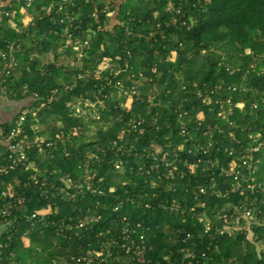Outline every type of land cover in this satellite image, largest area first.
<instances>
[{"label": "trees", "instance_id": "trees-1", "mask_svg": "<svg viewBox=\"0 0 264 264\" xmlns=\"http://www.w3.org/2000/svg\"><path fill=\"white\" fill-rule=\"evenodd\" d=\"M0 3L13 13L0 23V80L6 86L0 98H30L29 108L44 104L25 123L30 140L43 144L28 152L34 168L0 174V206L3 190L14 191L13 203L22 199L12 211L14 225L0 235V264H65L67 254L97 247L102 239L97 234L112 223L107 214L125 189L143 204L151 202L148 209L130 206L153 245L137 260L264 264V247L259 246L264 228L252 233L238 229L231 236L219 234L215 226L205 232L200 220L201 215L217 219L233 212L232 205L249 194L201 193L212 183L223 191L236 186L208 159L240 160L247 145L261 143L254 152L255 180L264 184V0ZM75 44H81L79 50ZM104 62L108 66L101 70ZM18 115L2 123L3 129L8 131ZM209 142L211 150L201 152L199 145ZM156 146L161 148L158 160L151 155ZM164 154L178 166L173 178L163 164ZM7 156L0 141V167ZM199 157L200 168L190 170ZM97 158L92 186L87 185L86 160ZM64 177L76 184L71 199L58 193ZM42 182L51 187V199L41 195ZM113 185L118 188L114 193L109 191ZM92 187L104 194L90 191ZM146 192L141 198L139 193ZM258 194L262 202L264 190ZM173 199L181 206H173ZM49 201L59 204L51 217L58 226L69 217L73 222L87 219L89 207L104 216L90 221L81 236L66 239L53 226L33 227L27 220V214ZM181 246H191L196 256Z\"/></svg>", "mask_w": 264, "mask_h": 264}, {"label": "built area", "instance_id": "built-area-1", "mask_svg": "<svg viewBox=\"0 0 264 264\" xmlns=\"http://www.w3.org/2000/svg\"><path fill=\"white\" fill-rule=\"evenodd\" d=\"M23 2L26 7H29L33 0H17ZM3 5V4H2ZM2 5L0 7H2ZM11 10H0V23L3 20V16L12 17ZM72 20V19H71ZM64 21V19H62ZM70 21V20H69ZM71 22V21H70ZM13 23V22H12ZM71 24V23H70ZM12 26H15L13 23ZM70 41V40H69ZM81 44H75L74 48L76 50L80 49ZM5 56V54L3 55ZM16 65V62L13 63ZM6 90V86L2 85L0 80V93H4ZM44 104L41 103L38 107H25L17 116L15 123L11 125L8 131L4 130L0 125V141L4 143L7 147L8 156L7 162L0 167V174L6 175L11 173L12 171L17 170L18 168H22L23 170H30L34 168L35 164L30 160L29 150L34 147L35 144L39 148H42L43 144L38 141H32L29 138V135L25 129V123L27 116L30 112H33L35 115L38 110ZM185 132V130H183ZM186 133V132H185ZM37 140V139H36ZM211 142L207 145H199V150L203 153H207L211 150ZM261 146L260 144L254 145L249 144L246 147V153L243 154V157L238 159H231L228 162L224 163L216 158H210L207 160V163L211 164L213 168L215 167V163L219 165L220 172L219 174L223 177H232L235 181V188L227 187L225 191L217 186L216 183H212L209 186H203L200 188L201 193L210 192L212 195H224L229 196L231 191L240 190L241 195H246L245 198L240 199L236 204H233L232 208L234 209L231 213H226L217 219H212L208 216H200V220L205 221V232H209L214 226L216 227V231L219 234H228L235 235L238 229H243L247 233H250L254 230V228H264V199L261 202L259 199V190H264V184L262 181H256V173L258 170V163L254 159V152L259 150ZM161 148L156 146V150L151 151V155L155 156L156 160H158L157 154H160ZM234 151L230 152V155H234ZM163 161L165 165L170 167L169 176L173 178L176 173V169L178 166H174L170 161L167 160L165 154L163 155ZM93 160V162L91 161ZM86 160L87 174L86 180L84 175V183L86 181L87 185H91V179L93 175L91 173L96 171V166L93 165L95 162L98 163L99 159L96 161L94 159ZM216 161V162H215ZM189 161L184 160V164ZM202 163V158L199 157L197 160L191 163L188 168L192 171H196L200 168ZM91 165V171L90 170ZM173 165V167H172ZM185 166V165H184ZM116 169L119 171L123 169L122 162L115 163ZM64 186L59 190V194L61 195L63 200L70 198L76 193L72 191L75 187V183L72 178L64 177L63 182ZM83 185H78V187H82ZM40 190L42 191L41 195H43L47 199H51V190L48 182H42L40 184ZM83 189V188H82ZM92 192H98L99 194H104V190L96 187L89 188ZM117 187L113 185L110 187V192H116ZM84 193L87 190H83ZM233 191V192H234ZM142 197L148 196V192L141 194ZM1 199L3 200L2 205L0 206V227H2L1 233L8 227L9 229L14 225V221L16 217L13 216V208L17 207L18 203L22 200L18 198L14 203L10 200L16 199V195L14 191L3 190ZM96 208L98 209V205ZM165 204V203H164ZM140 205H144L146 209L151 207L150 201H145L143 204L142 200H139L138 196L131 195L128 189H125L124 195H119V199L116 203L110 208L107 219L111 220L112 223L108 225L106 228L101 229L97 236L101 237L100 245L95 248L86 250L85 253H79L78 255L67 254L64 258L65 264H150L148 262L143 263L140 260L136 259V255L140 256L143 251L150 250L153 248L152 243L147 241L146 231L141 222L136 221L135 218H132L131 208H136ZM130 206H132L130 208ZM173 206L180 207L181 202L173 199ZM128 208L127 211H124V208ZM59 210L58 202H50L41 208H37L31 213L27 214V220L31 222L33 227L44 226H53L55 227L56 235L64 236L66 239H72L74 236H81L80 232L85 228L87 230V225L90 221L98 222L103 219L104 214L96 212L95 209L89 207V213L87 215V219H80L78 222H73L72 217L68 218V221L63 220L62 225L58 226L57 220L51 218L54 214H56ZM124 211V213H122ZM135 211V209H134ZM133 211V213H134ZM215 220H222V224H216ZM240 220H243L245 223L241 225ZM146 230H150V227H147ZM0 233V235H1ZM190 236V234H189ZM186 241V239L184 240ZM4 243L0 240V247H2ZM182 251L184 253H188L189 255L196 256V251L191 246H181ZM39 249V248H37ZM57 262V258H53V263ZM169 264H173V262H169Z\"/></svg>", "mask_w": 264, "mask_h": 264}, {"label": "crops", "instance_id": "crops-1", "mask_svg": "<svg viewBox=\"0 0 264 264\" xmlns=\"http://www.w3.org/2000/svg\"><path fill=\"white\" fill-rule=\"evenodd\" d=\"M2 5V3H0V6ZM13 100H10L8 97L6 96H2L0 98V125L2 123L5 122H9L11 120H13V118L15 117V115L17 113H19L23 108L25 107H29L32 104V100L30 98H26L23 100H19L21 103L20 107H19V111L17 112H12L10 109H8L9 107L12 106L11 102ZM2 227H0V233H1Z\"/></svg>", "mask_w": 264, "mask_h": 264}, {"label": "rangeland", "instance_id": "rangeland-1", "mask_svg": "<svg viewBox=\"0 0 264 264\" xmlns=\"http://www.w3.org/2000/svg\"><path fill=\"white\" fill-rule=\"evenodd\" d=\"M0 10H1V8H0ZM248 52H249V50H248ZM46 57V56H45ZM108 66V64L106 63V62H104V63H102V64H100V69L101 70H103V69H105L106 67ZM21 103L22 102H20V101H12L11 102V104H12V106L11 107H9L8 109H10L12 112H17V111H19V107H20V105H21ZM20 104V105H19ZM82 108H78V110H81ZM82 112L81 113H85V111H87V109H85V110H81ZM92 112H96V110H93ZM96 114V113H95ZM96 118H98L97 117V115H96ZM252 233V232H251ZM253 235V234H252ZM249 236H250V234H249ZM259 246L260 247H264V244L262 243H259Z\"/></svg>", "mask_w": 264, "mask_h": 264}]
</instances>
